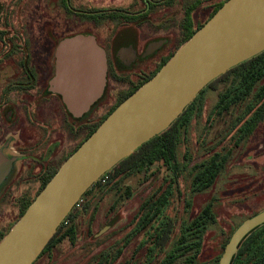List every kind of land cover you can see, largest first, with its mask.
<instances>
[{
  "label": "rangeland",
  "instance_id": "1",
  "mask_svg": "<svg viewBox=\"0 0 264 264\" xmlns=\"http://www.w3.org/2000/svg\"><path fill=\"white\" fill-rule=\"evenodd\" d=\"M178 2L146 12L143 6H133L137 0H105V7L92 5L89 8L109 12L110 16L100 23L90 22L87 15L80 14L86 7H77L73 11L78 14H71L61 0H0V32L8 30L13 34L14 47L56 49L63 39L83 34L94 36L100 46L99 42H105L110 48L115 42V50L121 45L133 44L140 53L149 42L162 38L168 41L163 52L168 50L171 54L184 44L182 26L189 6L195 7L191 15L195 25L206 21L216 7ZM8 21L10 29L6 26ZM157 58L137 62L131 68L121 67L117 81H112L108 88L105 104H114L118 92L127 90L139 76L154 71ZM230 81L228 76L221 77L206 90L202 113L193 119L188 133L180 138L177 155L179 168L185 167L182 175L174 176L171 169L158 161L149 170L122 173L111 182L106 178L83 199L75 217L66 223L62 232L74 227V233L52 247L35 264H164L180 239L188 238L192 245L197 243L198 232L185 230L193 227L210 202L216 221L200 235L198 251L187 248L174 264H217L237 227L264 210V121L239 146H234L233 140L240 110L233 108L208 121ZM96 108L85 118H70L69 122L62 116V139L71 132H79V135L76 146L69 141L62 144L61 156L64 157L60 164L90 133L91 130L83 137L82 127L94 126L103 119H99L101 114H108V107L105 106L104 113H98ZM229 149L232 153L228 164L216 183L203 193H193V167L215 152L224 153ZM114 174L112 172L111 177ZM29 180L10 183L9 196L0 198V237H5L18 221L23 200L34 198L40 191L42 184ZM172 182L174 191L166 208L151 225L134 233L146 212L142 206L160 188ZM119 251L121 254L117 257Z\"/></svg>",
  "mask_w": 264,
  "mask_h": 264
},
{
  "label": "water",
  "instance_id": "2",
  "mask_svg": "<svg viewBox=\"0 0 264 264\" xmlns=\"http://www.w3.org/2000/svg\"><path fill=\"white\" fill-rule=\"evenodd\" d=\"M166 42L150 43L144 57ZM262 52L264 0L226 1L61 164L0 242V264H35L64 220L105 173L167 130L213 81ZM107 70L106 52L94 36L65 38L55 49L49 90L61 96L73 118L80 119L103 96ZM3 168L0 158V176ZM263 224L264 210L244 220L218 264H231L242 241Z\"/></svg>",
  "mask_w": 264,
  "mask_h": 264
},
{
  "label": "flooded vegetation",
  "instance_id": "3",
  "mask_svg": "<svg viewBox=\"0 0 264 264\" xmlns=\"http://www.w3.org/2000/svg\"><path fill=\"white\" fill-rule=\"evenodd\" d=\"M61 1L71 14H78V12H74L77 7H86L84 10L81 9V15H87L90 22H105V9L99 11L89 9L92 5L105 7V0ZM175 1L137 0V3L133 6H143L147 12L153 7L169 6ZM177 1L182 5L192 2L191 5L195 6L208 5L213 7L221 2V0ZM6 26L9 29L11 28L9 21ZM0 33L2 35L0 38V158L4 167L0 176V198H2L9 196L8 194L11 191L8 190V186L14 181H23L30 178L29 181L42 184L48 173L56 166L61 165V160L64 157L61 156L62 144L69 141L71 144L74 142L76 146L79 132L75 134L69 133L65 140L60 135L62 116L68 118L67 122L75 118L67 109H64L61 96L49 90L50 80L55 73V48L49 49L46 46L35 48L28 45L14 47L13 34L9 33L8 30ZM10 35L11 38L9 37ZM21 36H23V33H21ZM98 38L99 36H97ZM160 40L165 39L153 40L147 46ZM99 43L107 56V86L103 96L83 118L92 113L94 108H96L95 106H97L95 110H98V113L105 111V106L108 107L107 113H109L124 93L146 76H139L136 82L131 83L127 90L118 92L117 97L114 99V104L111 105L109 102L105 104L108 88L112 81H117L121 67L131 68L137 62L144 63L158 56L154 66V70H156L170 52L168 50L163 52V48L168 41L158 51L148 57H144L147 46H144L140 53L133 44L121 45L115 50V42L110 44L112 45L110 48L105 42ZM123 49H127L126 53H121ZM15 55H18V57L15 58ZM127 64H130V66H127ZM101 115L99 119L105 117V113ZM92 128L93 125L82 127L84 135L81 132L82 130L80 132L83 137H86L88 131ZM139 227L138 222V227L135 228L134 233L148 226ZM119 254H121V251L116 256L118 257Z\"/></svg>",
  "mask_w": 264,
  "mask_h": 264
},
{
  "label": "trees",
  "instance_id": "4",
  "mask_svg": "<svg viewBox=\"0 0 264 264\" xmlns=\"http://www.w3.org/2000/svg\"><path fill=\"white\" fill-rule=\"evenodd\" d=\"M226 1L228 0L220 2L218 5H216V7L214 6L215 8H213V13L210 15V17L202 24L196 25L193 24L191 20V15L195 7L189 6L190 8L185 12L182 26V29L185 33L183 37V43L191 38L195 34V32L198 31L222 7V5ZM108 13L109 12H105V19L110 16L108 15ZM174 53L175 52L171 54L169 53L168 56L164 58L163 61L158 65L156 70L147 74L141 81H139L136 85L125 92L124 95L118 100L116 105L112 107L109 113L99 123L93 126L85 140H87L96 131L100 124L124 100H126L130 95L136 92L143 84L149 81L174 55ZM224 76H228L229 78H231V81L229 82L228 87L225 89V91L220 94L219 101L208 121L210 123L212 117L216 115L222 116L224 113L231 111L233 108L240 110L241 113L235 121V127L237 130L233 140L234 146H239L243 142H246L253 135L256 128L264 121V52L232 68L221 77ZM218 79H216L215 81H217ZM215 81L208 85L197 96L194 102L184 110L183 114L174 123H172V125L167 130H165L149 142L145 143L130 157L122 160L112 170L105 173L102 178L84 194L81 202L88 194H90V192L94 188L101 186V183L103 180H105L106 176L108 177L107 180L111 182L112 180H114V178L120 176L122 173L130 174L138 172L141 169L149 170L150 167L158 161L162 162L163 165L167 167V169H171L174 176L178 177L182 175L185 167L182 168L181 166V168H179L180 163L177 155V147L181 140L180 138L188 133L193 119L195 117H198L202 113L204 107V95L206 93V90L209 89ZM63 107L64 109H66L64 104ZM231 153V149L225 151L224 153L215 152L207 160L193 167L191 180V190L193 191V193H203L210 189L216 183L221 173L225 170ZM59 167H55L50 171V173H48L45 180L42 182L41 189L37 193V195L56 174ZM112 172L115 173L113 177H111ZM173 186L174 182L168 184L165 188H160L158 192H156L148 201L145 202L142 208L146 209V212L139 220V228L149 226L156 218H158L163 209L166 208L169 203V200L174 191ZM36 196L32 199L23 200L20 217L25 213L30 204L35 200ZM81 202L78 204V206H75L69 216L64 220L60 228L57 230L56 235L47 245L38 260L42 257V255L52 249V247L74 233V227H70L64 233L62 232L65 228L66 223L71 218L75 217V211L79 207ZM215 221L216 217L213 211V203L210 202L203 208L193 227H189L188 230H185L186 232H198L199 236L197 235L196 237L198 239L197 243L192 245V243L190 244L188 238L180 239L176 244L171 258L165 261L164 264H174L176 262V258L180 257L182 255V252H184V250H186L187 248L198 251V245L200 244L201 240L200 235H202V233L207 229L210 223ZM3 238L4 236L0 237V242ZM220 257L217 260V264ZM231 264H264V224L253 230L242 241L239 247V251L233 258Z\"/></svg>",
  "mask_w": 264,
  "mask_h": 264
},
{
  "label": "built area",
  "instance_id": "5",
  "mask_svg": "<svg viewBox=\"0 0 264 264\" xmlns=\"http://www.w3.org/2000/svg\"><path fill=\"white\" fill-rule=\"evenodd\" d=\"M106 178H108V177L106 176L105 179H106ZM77 206H78V204H77Z\"/></svg>",
  "mask_w": 264,
  "mask_h": 264
}]
</instances>
